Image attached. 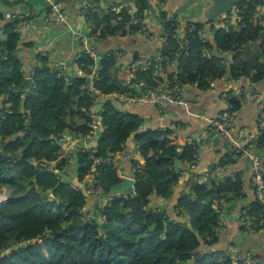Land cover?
<instances>
[{
	"label": "trees",
	"instance_id": "16d2710c",
	"mask_svg": "<svg viewBox=\"0 0 264 264\" xmlns=\"http://www.w3.org/2000/svg\"><path fill=\"white\" fill-rule=\"evenodd\" d=\"M98 1L93 0L85 19L90 33L100 40L138 33L143 13L150 7L149 0H132L137 18L132 23L124 7L116 13L103 1L101 8ZM261 6L264 0L240 1L233 22L227 28L213 25L209 39L200 22L187 23L183 38L175 39V19L167 22L162 47L149 57L153 60L145 71L136 72L135 81L148 87L179 82L206 90L225 74L238 79L250 77L254 70L251 80L261 82L264 27L255 16ZM15 22L4 24L5 39L0 38V192L3 189L5 196L0 202V264H264L263 256L244 257L238 251L233 259L230 252L214 247L219 238L213 228L220 214L212 204L217 201L222 207L238 197L239 175H213L209 182L187 179V191L173 195L172 188L195 159L194 141L179 146L171 130L139 131L142 119L110 101L103 104L98 138L91 139L90 147H76L66 154L62 146L46 140L52 136L61 140L66 132L82 140L90 131L86 112L93 96L87 91L79 97L86 77L76 76L72 69L56 77L45 59L34 66L32 87L16 93L24 76L16 53ZM198 31L206 34L205 41ZM213 49L226 55L227 65L211 54ZM115 60L112 53L105 54L90 87L102 95L134 93L122 86L124 74L115 70ZM75 65L89 74L95 64L81 54ZM160 70L165 77L158 74ZM229 102L234 110L240 107V100ZM132 139L138 158L127 161L133 168L134 194L98 201L99 196L88 189L100 187L108 193L107 186L120 181L113 163H118L117 154ZM262 139L257 147H262ZM178 153L182 171L173 168ZM96 158L102 162L94 164ZM70 160L75 162L74 171ZM226 163L220 161L219 167ZM158 198L174 202L159 209ZM241 217L249 221L248 230H264V206L255 199L243 208Z\"/></svg>",
	"mask_w": 264,
	"mask_h": 264
},
{
	"label": "crops",
	"instance_id": "0c3cea01",
	"mask_svg": "<svg viewBox=\"0 0 264 264\" xmlns=\"http://www.w3.org/2000/svg\"><path fill=\"white\" fill-rule=\"evenodd\" d=\"M79 1L70 0L68 2L65 8L66 23L44 26L39 22L41 7L44 6L43 0H0V38H5L2 30L7 21L11 22V19L7 16L11 13L28 21L32 20L35 25L18 31L19 41L16 53L19 56L20 70L24 78L28 77L27 75L30 74L34 66L40 65V59H45V63L52 69L54 65L64 62L66 64L65 72L71 71L73 66L72 57L79 50V43L74 36V32L80 31L87 35L90 30L89 23L79 13ZM101 1L110 8L112 7V9L119 8L120 10L122 7L133 9L132 0L98 1L99 6L104 8ZM181 2L182 0H149L150 7L144 11L141 22L151 38L135 33L123 38H104L92 43V46L102 53L113 52L114 50L120 51V56L115 58L117 65L115 70L120 74H124L126 67L141 56L152 57L157 54L165 38L163 35L165 30L164 20L173 15ZM91 3H93V0H91ZM161 12H164L165 17L161 16ZM256 14L260 17L264 27V6L257 8ZM201 19L199 7L194 6L174 15L176 37L183 38L187 23L199 22ZM212 26L206 24L203 28L208 39L212 35ZM135 56H137V59H133ZM228 57H230V54H228ZM243 59H245V54ZM170 69L174 71L175 64H171ZM158 74L165 77L161 70ZM212 82V89L206 91L199 90L194 85H189L184 93L187 102L185 106H164L162 110L157 111L155 108L127 104L119 106V109L136 114L142 119L139 131L166 128L174 132L175 141L179 146L188 141L196 143L195 167L189 173L186 172L181 176L172 188L175 197L179 193L187 191V179L209 182L211 179L208 176L214 174L218 178L223 175H230V177L239 175L241 185L238 189V197L225 203L220 209V224L217 234L219 240L214 247L224 252L227 251V253L230 252V255H234L239 251L244 254L242 255L244 257H249V255L264 257V230L258 232L248 230L249 221H245L246 217H241L243 208L254 200L253 190L250 186V160L249 156L244 154L245 149L249 148L251 153L259 157L264 170V147H255L253 141L258 134L257 119L261 116L264 117V113L258 110L259 95L264 93V79L256 84L248 77L231 79L225 74L220 79ZM227 91L239 93L241 96L240 107L235 112L234 119L229 123L227 132L222 136H215L213 132L207 130L208 120L225 107L226 103L223 95ZM77 123H80V121H77ZM94 137L93 139H95ZM58 141L65 153L69 154L84 143V140L76 139L68 132L63 134L62 139ZM134 142L132 139L125 143L123 151L118 155L117 167L119 172L128 177H131V167L127 159L129 157L138 158V154L133 147ZM234 142H239L243 148L235 147ZM87 145L90 147L93 142L90 141ZM220 161H227V163L221 168L219 167ZM72 166L74 171V161H72ZM103 200L105 199L98 198V201ZM173 202L174 199L165 201L163 198H158L157 200V204L166 205V207L171 206ZM237 247L239 248L237 249Z\"/></svg>",
	"mask_w": 264,
	"mask_h": 264
},
{
	"label": "built area",
	"instance_id": "2783aa9c",
	"mask_svg": "<svg viewBox=\"0 0 264 264\" xmlns=\"http://www.w3.org/2000/svg\"><path fill=\"white\" fill-rule=\"evenodd\" d=\"M44 6L41 7V13L39 15V22L41 25H55L57 23H66L65 18V8L70 0H43ZM79 13L85 17L87 11L91 8L92 3L91 0H80L79 1ZM114 12H118L119 8L113 9ZM126 12L130 13L132 23H136L137 18L133 14L132 8H126ZM9 19H15L16 22L13 25L14 31L18 32L26 27H34V23L32 20H26L25 18H19L15 14L7 15ZM233 21V19H232ZM229 23H231L229 20H224V22H220V27L227 28L229 26ZM138 33L143 34L147 38H151V35L146 30V27L144 24L140 21ZM198 35L201 37L202 41L206 40V34L198 31ZM74 36L76 40L79 43V50L77 53H75L72 57V70H74L76 76L78 77H94L97 75L98 67H93L91 72L89 74H86L82 72L76 65L75 61L81 56V54H86L88 57L92 58L93 60L97 57L98 50L92 46V43L98 42L100 39L96 36H93L90 33V30L88 31V34L85 35L80 31L74 32ZM113 54L114 58L119 57L121 52L114 50L113 52L109 51ZM109 52H104V56ZM156 55V54H155ZM153 59L149 57H143L141 56L133 63L129 64L125 71L124 76L122 78V86L127 89H135L138 88L139 91H141V96H138L137 93L134 91L132 94H126V93H111L109 95H102L98 91L91 88V82L89 84L88 90L92 96H93V102L92 106L89 108V110L86 112V116L89 118L88 122V128L90 129L89 133L86 134L82 140H91L93 137L98 134L100 131L99 128V117L100 113L94 112V107L98 104L99 100L101 98H112L115 100L117 106H124L127 104H136L138 106H146L150 108H155L157 111L162 110L164 106H171V107H179V106H185L187 102L184 98V93L186 88L189 86L187 84H181L179 82H172V83H164L162 85L152 86L148 87L144 81H135L136 72L137 71H145L149 66ZM222 62L224 65L228 64V61L226 59H222ZM54 68L56 70V77H64L65 74L69 72H65L66 70V64L64 62L54 65ZM34 68L30 72L29 75H27L29 78H31V75L33 73ZM254 74V70L251 72V76ZM251 76L248 77L251 80ZM31 80V79H30ZM65 81H69L65 79ZM252 81V80H251ZM253 82V81H252ZM213 82L210 83L209 87L207 89H212ZM206 89V90H207ZM205 90V91H206ZM224 99H225V107L216 113L211 119L208 120V127L207 130L213 132L215 136H222L227 132V128L229 123L234 119L235 112L237 110L233 109V106L230 104L229 99L233 98L236 100H240L241 96L236 91H227L224 93ZM258 110L262 113H264V93H261L259 95V102H258ZM9 112V111H8ZM258 120V134L253 139L254 146H256V142L259 139L260 136L263 137L262 139V147H264V117H259ZM166 128H161L160 130H165ZM172 138H175L174 132L171 134ZM234 146L242 149L243 146L239 142H234ZM134 150L138 154V146L134 142L133 144ZM179 152L180 148L178 147ZM118 153L117 155H119ZM244 154L249 156L250 160V167H251V177H250V186L253 190L254 199L264 206V170L263 165L261 161L259 160V157L251 153L250 149H245ZM196 159V156H195ZM195 159L192 161L188 167L187 172L189 173L192 171L195 167ZM102 162L100 158L94 159L93 163L98 164ZM114 167H117V163H113ZM175 169V168H174ZM176 170V169H175ZM93 169H91V172ZM133 172V168L131 170V173ZM215 175V174H214ZM118 176L121 179V177L126 176L123 173L119 172L118 169ZM208 176V175H207ZM213 176V175H211ZM208 176V177H211ZM130 177V176H129ZM131 178L134 180L132 174ZM93 191H91L92 193ZM94 193V192H93ZM130 194H134V189L130 191ZM125 196V194L123 195ZM5 199V196L0 198V202ZM222 203V201L220 202ZM221 205L218 204V202H214L212 204V209L215 212H218L220 214ZM220 216V215H219ZM220 224V221L217 222V227L213 228V232L215 234L218 233V226ZM231 258H235L234 255L230 256Z\"/></svg>",
	"mask_w": 264,
	"mask_h": 264
},
{
	"label": "water",
	"instance_id": "95a60500",
	"mask_svg": "<svg viewBox=\"0 0 264 264\" xmlns=\"http://www.w3.org/2000/svg\"><path fill=\"white\" fill-rule=\"evenodd\" d=\"M240 1L242 0H182L179 6L175 9L173 15H170L167 20H164L163 24H166L167 22H172L174 15H177L181 13L183 10L194 6V7H199V11L202 16V19L199 21L201 24L203 25L211 24V25L219 26L221 19L225 15L230 14L232 18L236 17V4H238ZM211 54L219 59L223 58V56L220 55L215 49L212 50ZM103 57H104V53L98 51L97 57L94 59L95 67H99L100 60ZM92 77H87L85 79V82L81 88L79 97H82L84 94L87 93ZM31 87L32 85H31L30 78L25 77L22 80V82L19 84V86L15 89V92L19 93L21 92L22 89H30ZM134 91L137 93L138 96H141V91H139L138 88H135ZM107 101L112 102L115 105V107H118L114 99L103 97L99 100L98 104L94 107L93 109L94 112L101 113L103 104ZM22 110H23V103H21L20 105V111ZM100 119L101 117H99V120ZM94 138L96 140L98 138V135L96 134ZM48 139L52 140L58 146H60L61 144L56 139L55 136L47 138L46 140ZM173 168L179 171L183 169L182 163L179 160V153L177 155V158L173 160ZM133 185H134V180L131 177H128V176L121 177L119 182L111 186H107L108 197L105 199V202H107L113 196H123L126 193V191H132L134 189ZM156 206L159 209L166 208V205L157 204ZM232 264H235V263H232Z\"/></svg>",
	"mask_w": 264,
	"mask_h": 264
},
{
	"label": "rangeland",
	"instance_id": "374dc122",
	"mask_svg": "<svg viewBox=\"0 0 264 264\" xmlns=\"http://www.w3.org/2000/svg\"><path fill=\"white\" fill-rule=\"evenodd\" d=\"M84 17V16H83ZM85 18V17H84ZM231 19V21H232V17L230 18ZM224 18H222L221 19V22H224ZM174 38L175 39H177L178 37H176V36H174ZM53 69H55V68H53ZM19 86V85H18ZM77 121H79V119H76ZM98 135V134H97ZM91 140H84V143L83 144H81L79 147H81V148H87V147H89L88 145H87V143H89ZM66 154H69V153H66ZM69 164H71V167L73 168V166H72V160H70V162H69ZM90 173H91V171H90ZM133 173V172H132ZM91 178V174L89 175V179ZM90 181V180H89ZM87 187H88V183H87ZM89 191H90V193H91V191H93L96 195H98L99 196V198L102 200V199H106L107 197H108V193L106 192V191H104L102 188H100V187H98L96 190H93V189H91V188H89L88 189ZM127 192H129L130 193V191H126V193L125 194H127ZM4 196V194H3V189H2V191L0 192V198H2ZM110 200V199H109ZM239 247H237V249H238ZM238 254V251H237V253L236 254H234V256H236ZM231 256V255H230ZM246 257V256H245ZM250 262V260H248L247 261V263H249Z\"/></svg>",
	"mask_w": 264,
	"mask_h": 264
},
{
	"label": "flooded vegetation",
	"instance_id": "af4514ba",
	"mask_svg": "<svg viewBox=\"0 0 264 264\" xmlns=\"http://www.w3.org/2000/svg\"><path fill=\"white\" fill-rule=\"evenodd\" d=\"M256 13H257V11H256ZM255 16H256V17H258V15H257V14H255ZM258 18H260V17H258ZM225 20H229V21H231V19H230V18H229V19H225ZM222 56H223V58H222V59H226V57H224V55H222ZM222 59H221V60H222Z\"/></svg>",
	"mask_w": 264,
	"mask_h": 264
},
{
	"label": "clouds",
	"instance_id": "9594fccd",
	"mask_svg": "<svg viewBox=\"0 0 264 264\" xmlns=\"http://www.w3.org/2000/svg\"><path fill=\"white\" fill-rule=\"evenodd\" d=\"M31 85H32V84H31ZM22 90H24V89H22ZM22 90H21V91H22Z\"/></svg>",
	"mask_w": 264,
	"mask_h": 264
}]
</instances>
